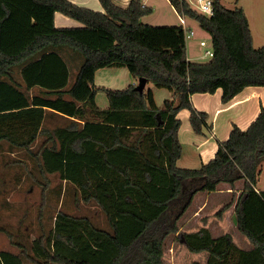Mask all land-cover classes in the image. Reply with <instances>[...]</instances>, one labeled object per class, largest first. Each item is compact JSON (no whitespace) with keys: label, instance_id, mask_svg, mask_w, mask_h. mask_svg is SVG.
<instances>
[{"label":"trees","instance_id":"1","mask_svg":"<svg viewBox=\"0 0 264 264\" xmlns=\"http://www.w3.org/2000/svg\"><path fill=\"white\" fill-rule=\"evenodd\" d=\"M168 1L179 16L196 21L209 35V60L187 59L181 25L141 22L152 8L140 0L125 8L99 0L104 13L67 0H0V96L9 99L6 104L0 98V147L23 151L32 161L30 176L41 187L43 204L49 176L57 175L73 186L82 203L98 208L108 225V230L99 229L86 218L58 213L85 222L92 238L88 248L106 244L110 257L101 262L98 255H78L76 235L41 231L31 255L20 252L36 264H163L169 239L189 253H205L203 264H264V191L255 190L264 161V107L246 130L234 125L228 139L218 142L214 158L197 169L177 166L176 117L189 110L193 131L202 133L207 114L193 107L191 95L221 89L226 103L245 87L264 86V46H253L239 6L229 9L212 0L213 14L205 16L187 0ZM55 12L84 26L56 28ZM68 61L76 68L72 82ZM106 67H125L136 84L145 78L167 89L171 99L157 107L151 91L139 92L136 84L124 90L96 87L95 71ZM16 69L22 83L14 79ZM20 86L43 89L42 95H33V106ZM98 91L106 94L108 109L97 107ZM43 106L55 110L51 114L63 123L46 125L49 110ZM39 136L43 139L37 142ZM221 184L232 190L214 216L221 218L233 206L236 229L250 249L239 248L229 234L214 236L206 226L181 229L195 195L215 192Z\"/></svg>","mask_w":264,"mask_h":264},{"label":"rangeland","instance_id":"2","mask_svg":"<svg viewBox=\"0 0 264 264\" xmlns=\"http://www.w3.org/2000/svg\"><path fill=\"white\" fill-rule=\"evenodd\" d=\"M187 1L193 9H196L194 0ZM220 1L229 9L235 6L240 7L241 5L245 8L251 18L252 31L254 34L253 46L255 48L264 46V0ZM158 4L157 2V5ZM254 4H257L262 10V15H254L255 10L251 8ZM162 8L163 6H161L160 3L159 9ZM160 18V12L151 13L143 17L141 22L153 26H162L164 24L174 26L181 24L179 15L176 12L175 14L171 12V15L168 16V19L165 21ZM185 20L186 24L194 31V35L186 40L189 57L196 58L197 56L199 62L209 60L210 58H201L202 51L199 49L198 45L199 40H204L207 47H210L211 42L209 35L198 26L196 21L187 18H185ZM70 80L71 76L69 74V81ZM20 83H22V79ZM17 89L27 94V89L23 88V86ZM27 97L29 99V96ZM0 98L3 103L9 100L1 96ZM10 104H13V102L11 101ZM41 140L42 138H39L37 142ZM32 168L33 163L24 152H10L5 145L0 147V229L6 232L3 233L0 231V264H36L34 261L21 255V250L25 249L27 253L31 255L32 241L40 235L41 231L50 232L51 235H54L60 230L76 235L75 239L80 241L78 250L76 251L78 255H98L101 262H107L110 257L109 246L103 244V246L96 250H90L91 247L88 248L92 238L90 236L89 226L85 222H74L70 218L67 220L58 215V213H61L69 217L86 218L94 227L108 230V225L102 212L92 204L82 203L77 197L73 186L62 182L57 175L49 176L50 187L47 191L45 203L43 204L41 201V187L36 184L30 176ZM259 186L262 185L260 184ZM203 195L204 193H197L195 195L192 204L185 212L182 223H184L189 216H192L197 205L201 203ZM221 202H223V200ZM212 204L213 203L210 202L204 210V213L208 215L206 216L207 218L211 217L213 222L217 219L214 216V211L217 206L214 205V207ZM227 232L231 234L232 237L234 236L233 238L238 247L245 250L251 248V244L247 238L241 234L236 227L230 228ZM214 234H217V232ZM54 244V240L50 242V246L53 248ZM167 244L168 248L164 255L163 264H192L193 261H204L205 257L207 258L205 253H201L200 256L189 252L186 254L180 245L174 243L172 239H169Z\"/></svg>","mask_w":264,"mask_h":264},{"label":"crops","instance_id":"3","mask_svg":"<svg viewBox=\"0 0 264 264\" xmlns=\"http://www.w3.org/2000/svg\"><path fill=\"white\" fill-rule=\"evenodd\" d=\"M72 4L90 9L95 12L104 13V9L99 2V0H67ZM131 0H113V3L121 8L128 6ZM142 4L146 7H151L153 13L160 12L163 21L168 19L171 12L175 14L174 8L171 6L168 0H140ZM162 9H159V4ZM255 1V0H254ZM248 20L249 28L252 35V41L254 43V34L252 31L251 18L245 8L240 6ZM251 8L255 10L254 15H262V10L257 4H254ZM169 10V11H168ZM251 15V14H250ZM145 22V21H144ZM53 23L56 28H71V27H83L84 25L60 12H55L53 15ZM162 26H169V24H164ZM200 41V40H199ZM187 59L190 61H199L196 58L189 57V51L186 45ZM61 56L67 61L70 58L66 52H61ZM69 71L72 82L73 73H75L76 68L72 62L68 61ZM14 79L18 82L21 81L19 70L16 69L13 73ZM136 84L135 80L130 75L129 71L125 67H106L100 68L95 71L94 74V85L96 87L108 88L111 90H124L128 86ZM24 88V87H23ZM150 90L153 95V100L157 107H162L166 100L171 99V93L164 88H157L151 83H146L144 90ZM42 88L36 86L27 90V96H29V104L33 106L34 102L33 95H42ZM34 91V92H33ZM222 90L217 89L214 93H195L191 95V103L193 107L201 112L207 114L206 126L203 127L202 133H196L193 131L190 122L189 115L190 112L187 109H182L177 113V119L180 122L179 129L177 131V137L181 144V157L177 162V166L180 168L197 169L201 165L208 163L214 158L217 151L218 142L225 141L228 139L229 134L233 126H237L241 130H246L250 124L257 118L261 107H264V86H248L243 88L239 93H237L230 101L223 103L222 100ZM95 103L99 109L105 110L109 108V101L106 94L103 91H98L95 95ZM40 106V105H39ZM44 109H48L45 124L49 127H53L56 124L63 123V118L52 115L56 112L52 108H47L43 106ZM57 113V112H56ZM73 119V118H72ZM81 122V121H80ZM83 123V122H81ZM42 138V136H39ZM37 139V141H38ZM14 150L10 151L13 152ZM23 152V151H21ZM25 154V153H24ZM264 161H262L257 170V182L255 185L256 191H264ZM262 179V180H261ZM263 182V183H261ZM241 182L236 184L235 192L238 194L241 188ZM262 186H259V185ZM231 190L228 185L221 184L218 190L211 193H205L202 197V201L197 205L196 210L193 212L192 216H189L187 220L182 224L181 229L185 232L196 231L202 226H206L211 230L212 234L215 236L229 234L227 230L236 227L235 213L233 206L224 212L221 218L215 219L213 222L210 218H207V214L204 213L206 207L212 202L213 206L216 205L217 208L214 213L230 199ZM223 200V202H221ZM215 207V206H214ZM219 207V208H218ZM202 216V217H201ZM211 219V220H210ZM228 223V224H227ZM217 232V234H214ZM231 235V234H229ZM232 237V235H231ZM234 237V236H233ZM232 237L233 242L236 244L235 239ZM237 245V244H236ZM186 254L187 250L180 246ZM240 248V247H239ZM242 249V248H241ZM186 250V251H185ZM198 254L201 253H192ZM206 260V257H205ZM205 260H197L193 262H199L201 264L205 263Z\"/></svg>","mask_w":264,"mask_h":264},{"label":"built area","instance_id":"4","mask_svg":"<svg viewBox=\"0 0 264 264\" xmlns=\"http://www.w3.org/2000/svg\"><path fill=\"white\" fill-rule=\"evenodd\" d=\"M196 5V11L200 14H203L205 16H212L213 14V8H212V0H194ZM180 18V25L182 27V31L184 33L185 41L189 38H191L194 35V31L191 29L190 26L186 24V20L184 16H179ZM199 49L202 51L201 58H211L213 56V49L212 45L210 44V47H207V44L204 40H200L198 42ZM199 57V56H198Z\"/></svg>","mask_w":264,"mask_h":264},{"label":"water","instance_id":"5","mask_svg":"<svg viewBox=\"0 0 264 264\" xmlns=\"http://www.w3.org/2000/svg\"><path fill=\"white\" fill-rule=\"evenodd\" d=\"M146 83L147 80L145 78H139L135 86V89L139 92H142L144 90Z\"/></svg>","mask_w":264,"mask_h":264}]
</instances>
